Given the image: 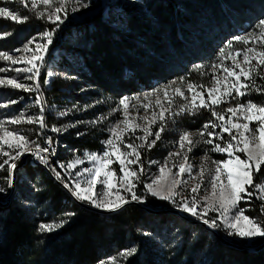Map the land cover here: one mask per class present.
<instances>
[{
  "label": "rangeland",
  "instance_id": "obj_1",
  "mask_svg": "<svg viewBox=\"0 0 264 264\" xmlns=\"http://www.w3.org/2000/svg\"><path fill=\"white\" fill-rule=\"evenodd\" d=\"M242 2L231 23L212 17L220 24L207 28L201 45L189 34L182 47L192 60L171 61L163 80L136 91L111 80L107 93L95 86L88 65L104 56L90 51L89 35L98 28L76 23L102 14L98 37L124 41L129 15L142 21L149 15L141 0H0V176L6 164L13 172L34 154L99 210L134 201L173 208L235 244L263 242L262 227L240 205L264 163V6ZM198 19L191 21L205 25ZM131 40L145 55L123 45L118 58H132L138 72L165 70V55L151 64L146 47ZM123 68L124 78L134 71ZM82 136L96 140L99 151L65 144ZM2 187L0 178L6 201ZM258 194L264 199V178ZM154 199L171 207H155Z\"/></svg>",
  "mask_w": 264,
  "mask_h": 264
},
{
  "label": "trees",
  "instance_id": "obj_2",
  "mask_svg": "<svg viewBox=\"0 0 264 264\" xmlns=\"http://www.w3.org/2000/svg\"><path fill=\"white\" fill-rule=\"evenodd\" d=\"M141 1L150 16L142 21L130 14L125 22L129 31L121 33L124 41L106 36L110 34L98 37L103 31L99 27L102 14L76 23L77 26L88 23L98 28L89 35V44L93 43L90 51L96 55L104 52V56L98 55L97 61H88V65L93 74L91 78L95 83L99 81L95 86L104 92L110 91L111 80L132 91L154 80H163L169 75L171 61L192 60L188 57L191 53L183 49L189 34L193 35L194 43L201 45L207 28L220 24L212 17H222L227 25L237 19L235 11L240 9L239 3H243V0ZM245 1L264 6V0ZM253 9L251 11L258 13L256 7ZM192 17L199 18V22L206 21L205 25H197L191 21ZM110 23L113 22L110 20ZM106 28L110 33L112 29ZM146 30L153 34H147ZM141 35L145 38L141 39ZM161 35L169 37L161 42ZM134 38L150 52L147 55L149 63L161 62L156 56L165 55V70L162 68L160 72L156 67L151 70L152 67L147 66L138 72L133 69L132 58H118L115 50L123 45L128 46V51L145 55L144 48L132 44ZM155 40L161 43L154 45ZM118 59L120 64L115 62ZM123 67L134 71L124 78ZM151 71L156 73L151 75ZM65 144L81 151H99L98 142L88 136ZM19 174H24L26 180ZM17 175L12 199L7 205H0V264H264V249L252 252L228 246L204 226L174 214H154L136 204H129L114 214L89 210L77 203L39 162H27ZM11 176L9 164H6L0 176L6 193L10 192ZM263 178L264 163L253 173L252 185L247 189L250 194L244 195L247 201L240 206L264 231V199L258 194ZM151 204L171 207L166 200L154 199Z\"/></svg>",
  "mask_w": 264,
  "mask_h": 264
},
{
  "label": "water",
  "instance_id": "obj_3",
  "mask_svg": "<svg viewBox=\"0 0 264 264\" xmlns=\"http://www.w3.org/2000/svg\"><path fill=\"white\" fill-rule=\"evenodd\" d=\"M29 158H33V160H35L34 161L35 164L38 163V161L36 160V156L34 154H30L26 158H24V160L22 161L21 164L15 166V168L13 169V172H12L11 188H10V192H9V194L7 196V200L5 202H2V200H0V205H7L10 202V200L12 199L13 194H14V192L16 190L17 172L24 165H26L27 162H29L28 161ZM39 164L42 165L47 170V172L50 174V176L52 178H54L56 180V182L59 185H61L77 203H79L80 205H82L83 207H85V208H87L89 210L96 211V212L103 213V214H114L116 212H119L120 210H122L124 207H126L129 204H136L137 206H140V207H142V208H144V209H146V210H148V211H150L151 213H154V214H174V215H177V216H179V217H181L183 219H187V220L191 221L194 224H200V225L204 226L207 230H209L212 234H214L217 238H219L224 244H226L228 246L236 247V248H239V249H247V250L252 251V252H259V251L264 249V241L261 244L256 245V246L239 245V244H235L233 242H230L225 237H223L221 233L217 232L211 226L210 223H208L206 221L191 220L182 211L177 210V209H173V208H165V209L159 210L157 208H153V207L141 204V203H139L137 201H134V202H129V203L117 208V209H114V210H109V211L99 210V209L94 208L92 206H89V205L85 204L84 202H82L81 200H79L72 193V191L55 175L53 169H51V167L48 164H43V163H39Z\"/></svg>",
  "mask_w": 264,
  "mask_h": 264
}]
</instances>
